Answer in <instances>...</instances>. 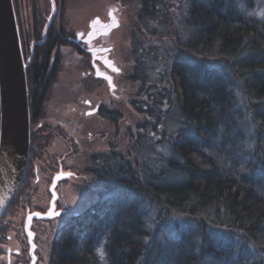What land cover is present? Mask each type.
Here are the masks:
<instances>
[{
  "label": "trees",
  "instance_id": "16d2710c",
  "mask_svg": "<svg viewBox=\"0 0 264 264\" xmlns=\"http://www.w3.org/2000/svg\"><path fill=\"white\" fill-rule=\"evenodd\" d=\"M256 2L188 0L178 9L140 0L143 33L131 41L159 38L173 49L164 47L163 64L135 59L126 148L90 155L86 183L97 197L58 231L48 264H264V17ZM28 106L31 121L29 88ZM104 118L118 128L116 112Z\"/></svg>",
  "mask_w": 264,
  "mask_h": 264
},
{
  "label": "flooded vegetation",
  "instance_id": "af4514ba",
  "mask_svg": "<svg viewBox=\"0 0 264 264\" xmlns=\"http://www.w3.org/2000/svg\"><path fill=\"white\" fill-rule=\"evenodd\" d=\"M52 4L54 16L44 33V28L52 10ZM20 6L22 7V14L17 12V25L25 61L30 57V46L33 44L32 57L26 69L28 71L26 80L31 99L33 100L34 110L30 121L31 145L24 182H22L20 191L17 192L11 206L21 200L24 188H27L33 180L35 184L22 196L23 212H26L24 216L6 211L0 220V264H41V254H47L48 262L51 258L47 246L44 249L46 251L40 248V240H42V237L46 239L44 225L64 215L50 238L49 247L52 251V243L56 240L58 231L65 228L64 226L70 221L72 215L84 209L83 207L77 213L69 215L68 210L59 208L61 194L57 192V189L64 182L69 183L70 179H78L76 175L72 174L73 163L68 162L71 151L72 153L81 151V141L79 140L81 126L77 123H81L84 120V115L104 118L106 112H114L108 110L109 106L102 109L104 100L102 96L99 98L95 91L93 92L94 99L85 100L87 109L84 111V97L93 91H88L90 87L97 90L98 88H103V84L108 85L105 78L95 76L96 70L110 77L113 88L110 89L108 85L109 95L115 96L114 75H116V72L105 67L102 59L107 54L108 60H111L117 68L112 55L114 47L108 42V39L120 27V16H118L117 9L110 8L107 10L106 20L94 17L91 21L100 18L103 23H118L117 28L113 29L109 34L97 37L92 33L89 35V23L91 21L87 22L86 30L84 29V19L81 28L72 30L67 27L70 20L66 16V0H19L16 5L18 11ZM38 27H41L39 31L37 30ZM61 46H68L80 55L82 68L72 84L73 89L67 99L68 102L61 103V108L57 106L51 108L50 112L53 116L48 118L44 113V106L49 98L47 95L50 88L57 79L56 73H60L57 65L61 63H59L60 56L57 50ZM104 49H107V51H100ZM90 50H98L99 52L91 54ZM92 57H94L93 61ZM84 58L87 63L89 62L85 69V76L91 79V85H84ZM31 63H34L32 70H30ZM117 69L119 70L117 74H120V69ZM42 93L43 97L40 99ZM44 97H47L46 100H44ZM70 116H73L78 121L75 130L68 126V124L72 125L75 121ZM51 122H54V124ZM51 137L60 139L68 151L65 153L49 152L46 146L42 144L45 139ZM32 145L33 147L31 148ZM43 147L44 149H42ZM35 161H37V164L34 163ZM43 166L49 169L52 175L50 183H38L36 179L37 171ZM34 192L40 196V199L32 202L30 198ZM44 196L46 203L41 205L38 202H42ZM30 203L35 205L32 210L29 209ZM15 207L17 208V206ZM26 207H28V210ZM45 215H47V218L41 217ZM34 225H36L35 228L33 227Z\"/></svg>",
  "mask_w": 264,
  "mask_h": 264
},
{
  "label": "rangeland",
  "instance_id": "374dc122",
  "mask_svg": "<svg viewBox=\"0 0 264 264\" xmlns=\"http://www.w3.org/2000/svg\"><path fill=\"white\" fill-rule=\"evenodd\" d=\"M17 1L14 0L12 2L16 21L18 14L17 12L22 14V7L20 6L19 11L16 8ZM171 1L173 5H176L179 9L180 3L184 4L185 6V3L188 0H161V6L166 7L167 3ZM139 3L140 0H66V16L70 20L67 27L72 30L81 28L83 19L85 26L84 29L86 30L88 21H91L94 17H100L102 20H106L107 10H109L110 8L117 9L118 16H120V27H118V29L112 33V35L108 39V42H110L114 47L112 55L115 61V65L117 64V68H119L121 71L120 74H117L116 72V75H114V97L111 94L109 95V88L106 84H103L104 87L101 89L98 88L97 90L90 87L88 91H93L91 93H88V96L84 97L85 111L87 109L85 100L90 98L94 99V91L99 96V98H101L102 96V99L104 100L102 109L109 106L108 110H112L116 112V114L121 116V120L117 125L118 128H114L112 123L104 118H101L100 116L84 115V120H82L81 123H77L78 121L73 116H70L75 120L72 125L68 124V126L72 130L76 129V123L81 126V136L79 137V140L81 141V151L73 153L71 151V155H69L70 158L68 160L69 163H73L72 174L76 175L78 179H70L69 183L64 182L59 186V189H57V192L61 194V202L59 203V208H65L66 210H68L69 215L77 213L81 208L86 207L87 204L94 201L97 197V190L94 189V185H92L93 188H90L88 183H86L87 181L90 182V178H87L86 173L90 155L95 151L110 150V147L112 146L121 149L126 148L127 139L125 130L127 127L130 128L135 121L134 111L129 104V102L134 99L135 87L128 82L127 76L128 73L133 70L135 59H137L138 57H142L147 62L154 60L155 62H160L163 64V58L169 56V54L163 55L164 47L168 48V52L173 49L169 42H167L166 40L161 41L159 40V38L144 39L145 37H141L137 40L138 42L131 41V36L135 37L136 34L143 33L142 27L137 21ZM254 13L259 17H264V0H257ZM162 28L165 29V27ZM40 29L41 27H38L37 30L39 31ZM130 46H132L134 56L132 55ZM57 53L60 56L59 63L61 64L57 65V67L60 69V73H56L57 79L54 85L50 88V91L47 95V97L49 96V98L46 100L47 97H44V100H46L44 113L48 118L53 116L50 112L51 108L56 106L58 108H61V103L68 102L67 99L72 93L73 89L72 84L75 82V78H77L76 75L81 71L82 68L80 65L81 57L73 49H70L68 46H61L60 48H58ZM170 54L174 56L176 52H172ZM88 63L84 58V85H91V79L85 76V69ZM151 75L156 76L152 73ZM106 101L109 103H107ZM51 123L54 124V122ZM42 145L46 146L49 152L65 153L68 151L63 142L57 137L45 139ZM32 147L33 145L31 146V148ZM42 149H44V147ZM34 163L37 164V161H35ZM51 177L52 175L49 169H47L45 166L39 168L36 174L38 183H50ZM33 184H35L34 180L27 188H24L22 190V196L30 187H32ZM22 196L19 202L14 203L13 206H10V208L7 210L8 212H15L21 216H24L26 212L20 211V208H23L24 206V204L22 203ZM39 199L40 196H38L34 192L32 194V197L30 198V201L34 202L38 201ZM45 200L46 199L44 196L42 202L38 203L43 205L46 203ZM29 205H31V203ZM15 206H17V208ZM34 207L35 205L32 204L31 206H29V209L32 210L34 209ZM26 209L28 210V207H26ZM63 216L61 218L53 219L46 225H44L46 239L42 237V240H40V248L43 249V251H46L44 249L47 246L51 258L52 251L49 247V241L54 233L55 228L57 229L58 224L62 220ZM33 227L35 228L36 225H34ZM41 255V264H48L47 254L43 253Z\"/></svg>",
  "mask_w": 264,
  "mask_h": 264
},
{
  "label": "water",
  "instance_id": "95a60500",
  "mask_svg": "<svg viewBox=\"0 0 264 264\" xmlns=\"http://www.w3.org/2000/svg\"><path fill=\"white\" fill-rule=\"evenodd\" d=\"M53 16L52 4L44 33ZM89 26V35L92 33L98 37L109 34L118 23H103L96 18ZM32 47L33 44L30 46V57L25 61L12 0H0V220L22 184L28 161L30 117L26 69L32 57ZM97 52L90 50L91 54ZM102 61L105 67L119 72L108 60L107 54ZM95 76L105 78L110 89L113 88L110 77L97 70ZM41 217L47 218V215Z\"/></svg>",
  "mask_w": 264,
  "mask_h": 264
},
{
  "label": "bare ground",
  "instance_id": "6f19581e",
  "mask_svg": "<svg viewBox=\"0 0 264 264\" xmlns=\"http://www.w3.org/2000/svg\"><path fill=\"white\" fill-rule=\"evenodd\" d=\"M26 83H27V80H26Z\"/></svg>",
  "mask_w": 264,
  "mask_h": 264
}]
</instances>
